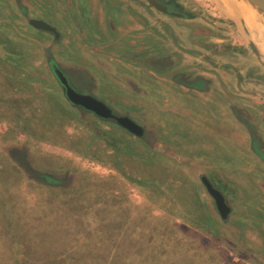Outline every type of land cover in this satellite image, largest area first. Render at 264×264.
Listing matches in <instances>:
<instances>
[{
    "label": "rangeland",
    "instance_id": "374dc122",
    "mask_svg": "<svg viewBox=\"0 0 264 264\" xmlns=\"http://www.w3.org/2000/svg\"><path fill=\"white\" fill-rule=\"evenodd\" d=\"M162 1L221 44L219 58L208 55L207 63L237 64L231 77L239 116L256 130L264 117V38L249 12L240 8L235 19L228 15L237 6L220 0ZM58 6L60 0H0V264H264V162L253 177L246 165L221 166L215 185L233 208L224 220L204 171L196 160L188 165L199 152L184 150L179 136L173 150L156 154L153 95L124 97ZM253 14L258 25L264 15ZM40 18L58 26L62 40L31 25ZM56 58L79 90L93 88L91 71L100 84L93 89L119 114L135 115L147 136L71 106L50 65ZM254 142L264 152L253 135L248 158ZM205 172L214 178L212 169Z\"/></svg>",
    "mask_w": 264,
    "mask_h": 264
},
{
    "label": "crops",
    "instance_id": "0c3cea01",
    "mask_svg": "<svg viewBox=\"0 0 264 264\" xmlns=\"http://www.w3.org/2000/svg\"><path fill=\"white\" fill-rule=\"evenodd\" d=\"M157 1L168 7V11L159 10L149 0H67L65 8L60 0L58 7L63 9L60 14L70 15L68 22L72 31L85 39V48L92 63L108 74L124 97L132 96L134 100L131 102H140L137 98L141 100L153 95V150L156 154L173 150L170 142L174 143L173 138L179 139L181 136L179 140L184 150L199 152L197 159L190 160L188 165L196 160L201 171H204L201 180L207 178L223 193L215 185V181H219L217 175L222 181L221 166L232 168L246 165L247 176L259 174V163L264 162V152L254 142L249 152L251 157L248 158L250 148L247 138L256 135L257 139L258 135L264 151V117L260 122L262 127L257 126L256 130L246 127V121L239 116V110L243 111V108L239 107L237 91L233 90H237L238 80L231 77L233 71L237 73V64L230 61L225 69H217L215 62L207 63L208 55L219 58L217 51L221 49V44L218 46L214 37L209 36L211 31L199 26L198 21L190 19L188 14H179L171 9L169 3ZM32 20L53 26L59 36L33 27L54 34L57 41L62 40L63 32L59 31L58 26L42 18ZM179 37L181 43L178 42V45L175 39ZM204 39L210 40L207 42ZM211 43L212 46L209 45ZM204 51L206 53L203 54ZM226 53V57L231 58L235 52L229 49ZM53 61L79 90L81 83L74 81L57 58ZM89 73L92 87H99L95 75L91 71ZM93 88L79 91L107 103L117 115L136 121L135 115L119 114L111 99L99 95ZM144 129L145 135L141 138L147 136ZM239 151H246L245 159L239 158ZM207 169H212L214 178L205 172ZM228 205L232 214L233 208Z\"/></svg>",
    "mask_w": 264,
    "mask_h": 264
},
{
    "label": "water",
    "instance_id": "95a60500",
    "mask_svg": "<svg viewBox=\"0 0 264 264\" xmlns=\"http://www.w3.org/2000/svg\"><path fill=\"white\" fill-rule=\"evenodd\" d=\"M156 8L161 11L167 12L168 7L159 3L157 0H149ZM250 2L256 3L264 11V0H248ZM31 25L37 29L57 33L56 29L40 20H31ZM51 68L59 80L61 86L64 89L65 96L67 100L74 106L83 108L84 110L95 114L97 117L106 121H115L119 126L126 129L133 135L138 137H144L145 129L139 125L136 121L130 117L119 116L115 111L105 102L101 101L97 97L91 94H84L77 90L72 84L67 76V74L59 67L55 61L50 62ZM203 183L207 187L210 195L215 199L217 207L224 220H227L231 214V208L227 203V200L223 193L219 191L207 178L202 179Z\"/></svg>",
    "mask_w": 264,
    "mask_h": 264
},
{
    "label": "bare ground",
    "instance_id": "6f19581e",
    "mask_svg": "<svg viewBox=\"0 0 264 264\" xmlns=\"http://www.w3.org/2000/svg\"><path fill=\"white\" fill-rule=\"evenodd\" d=\"M238 0H220V2H225V5H230V6H232L233 7V5L234 6H237L238 7V9H237V7H235L237 10L235 11V8L233 7L232 9H234L233 10V12L232 11H230L229 12V10H228V12H229V15L228 16H232V17H234L235 19H237L238 17L240 18V16L243 14V12L242 11H239V9L240 8H243V9H246V11L247 12H249V14H250V16L248 17V21H249V23L253 26V27H257L258 28V30H259V32H260V34L263 36V38H264V16L263 17H261V21H260V23L257 25L256 23H257V21H256V17H255V19H254V14L253 13H255L256 14V12H259V13H261L262 15H264V11L261 9V7H259L256 3H253V2H250V1H248V0H244V2H246V6L245 5H243L242 3H239V2H237ZM222 4V3H221ZM233 4V5H232ZM227 6H225V9L227 8ZM247 7V8H246ZM230 8V7H229ZM227 10V9H226ZM225 10V11H226ZM230 10H231V8H230ZM242 10V9H241ZM235 11V12H234ZM256 11V12H255ZM253 15V16H252ZM243 16H245V15H243ZM256 16V15H255ZM259 18V17H258ZM244 20H246L247 21V19L246 18H244ZM237 23V22H236ZM249 25V24H248ZM252 27V28H253ZM251 28V29H252ZM254 30V29H253ZM255 31V30H254ZM251 33H253L252 31H251ZM255 34H256V31H255ZM255 34L254 35H252V36H254V38L256 39V37H255ZM259 34V33H258ZM258 34H256V35H258ZM259 38V37H258ZM257 38V39H258ZM262 43V48H260V50H259V54H260V56H261V59L264 61V40H263V42H261ZM259 44V43H258ZM260 46V45H259ZM258 46V47H259Z\"/></svg>",
    "mask_w": 264,
    "mask_h": 264
},
{
    "label": "flooded vegetation",
    "instance_id": "af4514ba",
    "mask_svg": "<svg viewBox=\"0 0 264 264\" xmlns=\"http://www.w3.org/2000/svg\"><path fill=\"white\" fill-rule=\"evenodd\" d=\"M169 7H172V5H171V4H169Z\"/></svg>",
    "mask_w": 264,
    "mask_h": 264
}]
</instances>
